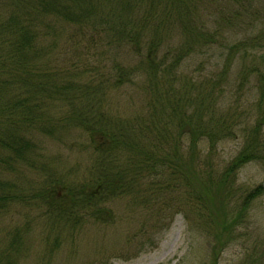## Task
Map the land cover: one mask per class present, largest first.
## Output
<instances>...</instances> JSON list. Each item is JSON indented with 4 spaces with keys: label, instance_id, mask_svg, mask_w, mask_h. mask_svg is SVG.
<instances>
[{
    "label": "trees",
    "instance_id": "obj_1",
    "mask_svg": "<svg viewBox=\"0 0 264 264\" xmlns=\"http://www.w3.org/2000/svg\"><path fill=\"white\" fill-rule=\"evenodd\" d=\"M251 12L263 24L254 37L229 46L215 70L200 62L184 71L225 47ZM139 79L145 110L109 113L110 90ZM67 128L90 137L94 159L80 181L40 161L41 139L59 140ZM229 142L239 143L236 155L215 164ZM250 164L264 172L262 0H0V217L11 204L41 202L51 223L76 225L85 214L110 222L104 203L115 196L145 194L158 215L163 196L171 202L178 192L180 207L197 216L190 229L207 235L204 264H223L234 250L233 264H264V230L251 220L264 181L238 183ZM15 167L45 180L31 194L4 176ZM25 232L6 236L0 264H17Z\"/></svg>",
    "mask_w": 264,
    "mask_h": 264
},
{
    "label": "rangeland",
    "instance_id": "obj_2",
    "mask_svg": "<svg viewBox=\"0 0 264 264\" xmlns=\"http://www.w3.org/2000/svg\"><path fill=\"white\" fill-rule=\"evenodd\" d=\"M262 3L264 5L263 0ZM253 7L260 5L256 2ZM258 17L260 15L253 12L247 14V25L236 28L225 47L215 46L207 54L186 61L184 71L194 70L200 62H207L206 66L214 70L218 64L221 66L228 56L229 46L254 37L263 28ZM61 64L64 67L67 63ZM93 64L96 67V62ZM141 81L127 88L111 89L107 95V111L122 118L143 112L148 96L141 88ZM71 129L64 130L59 140L41 139L40 161L53 175L80 181L87 177L94 155L88 133L82 128ZM238 149L239 143H226L219 149L214 163L225 166ZM15 169L4 176L17 187L32 189L31 194L33 188H38L45 180L41 171ZM263 181L264 172L256 164L244 167L238 174V183L243 187L252 188ZM177 194L180 193L171 196L174 198L171 202L165 199L167 195L163 196L166 203L160 207L158 215L154 205L145 202V194L130 192L115 196L104 203L111 214L110 222H97L85 214L76 228L65 222L51 223L44 203L11 204L0 217V247L11 231L27 227L23 235L26 251L17 264H204L211 258L207 235L190 229L193 225L190 220L197 217L196 213L180 207L181 196ZM251 217L253 224L264 230V197L252 205ZM57 236L62 237L61 243L51 252ZM234 253L235 250L227 252L222 263L233 264Z\"/></svg>",
    "mask_w": 264,
    "mask_h": 264
}]
</instances>
